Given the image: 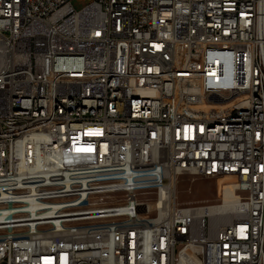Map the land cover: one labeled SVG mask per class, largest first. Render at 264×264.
Returning <instances> with one entry per match:
<instances>
[{"label": "built area", "instance_id": "2783aa9c", "mask_svg": "<svg viewBox=\"0 0 264 264\" xmlns=\"http://www.w3.org/2000/svg\"><path fill=\"white\" fill-rule=\"evenodd\" d=\"M73 1L0 0V264H264V0Z\"/></svg>", "mask_w": 264, "mask_h": 264}, {"label": "rangeland", "instance_id": "374dc122", "mask_svg": "<svg viewBox=\"0 0 264 264\" xmlns=\"http://www.w3.org/2000/svg\"><path fill=\"white\" fill-rule=\"evenodd\" d=\"M88 0H74L73 6L80 11L89 5ZM224 184H232L233 180L221 181ZM178 203L181 206H197L204 203H216L218 198L217 181L207 178H195L182 176L177 187Z\"/></svg>", "mask_w": 264, "mask_h": 264}, {"label": "bare ground", "instance_id": "6f19581e", "mask_svg": "<svg viewBox=\"0 0 264 264\" xmlns=\"http://www.w3.org/2000/svg\"><path fill=\"white\" fill-rule=\"evenodd\" d=\"M233 188L232 187H229L227 188V192H226V206H230L232 205L234 199H233V192H232Z\"/></svg>", "mask_w": 264, "mask_h": 264}]
</instances>
